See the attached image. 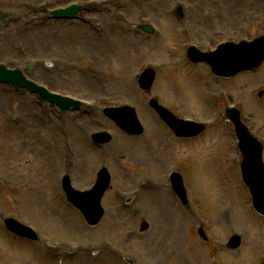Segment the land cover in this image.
Listing matches in <instances>:
<instances>
[{
    "label": "rangeland",
    "instance_id": "1",
    "mask_svg": "<svg viewBox=\"0 0 264 264\" xmlns=\"http://www.w3.org/2000/svg\"><path fill=\"white\" fill-rule=\"evenodd\" d=\"M71 1L76 0H0V9L10 13L9 20L0 24V65L19 67L52 90L90 104H100V97H106L103 103L109 105L130 104L147 131L140 138L115 136V143L91 151L87 144L91 133L120 131L103 114L107 105L92 114H88L92 104L63 114L41 104L35 95L0 84V264H82L87 259L81 256L68 263L61 252L51 255L43 248L49 239L55 240L54 245L76 242L75 250L97 247L91 264H129L125 257L132 258V264H261L264 218L252 219L241 212L251 205V196L239 182V173H234L238 166L233 162L239 164L240 158L233 151L236 141L226 106H239L253 135L264 143V96L259 97L264 91V64L257 72L224 80L215 77L207 64H188L183 53L190 43L209 50L221 41L264 35V0H120V9L95 3L88 8L92 25L48 21L37 10L40 2L53 7ZM178 4L184 8L183 21L174 15ZM141 21L156 24V37L136 33ZM158 54L165 58H154ZM30 60L35 61L34 69L27 68ZM149 66L156 69L157 80L152 92L144 94L137 78ZM150 97L177 116L207 124L198 140L186 147L181 163L175 145L190 142L177 138L166 125L155 130L158 116L148 106ZM28 108L37 111L38 122L26 115ZM69 142L76 149L70 159L66 154L73 156L74 149ZM63 159L73 167L74 182L81 189L89 188L92 171L106 166L111 172L112 187L103 200L105 219L96 228L80 224V214L65 202L59 185V175L66 171ZM92 159L96 161L90 165ZM180 166L193 212L174 195L173 200L167 196L171 186L165 172ZM146 175L155 185L141 184ZM165 184L164 199L142 194ZM206 206L222 210L211 214ZM8 216L36 227L41 241L27 243L8 234L3 226ZM143 220L149 223L146 232L139 230ZM200 221L208 242L196 233ZM235 232L242 235L243 244L231 251L227 243Z\"/></svg>",
    "mask_w": 264,
    "mask_h": 264
},
{
    "label": "water",
    "instance_id": "2",
    "mask_svg": "<svg viewBox=\"0 0 264 264\" xmlns=\"http://www.w3.org/2000/svg\"><path fill=\"white\" fill-rule=\"evenodd\" d=\"M260 47L263 49L261 50V54L258 55V59H254L253 55H255L254 49L252 46H240V47H234L229 44L223 46V51L220 53L218 58H208V60L211 62L213 66V70L221 75V76H230L235 74L236 72L246 69V68H253L257 66L263 59H264V38H261L259 41ZM226 46V47H225ZM122 124V122H120ZM175 128V127H174ZM177 131L179 129L175 128ZM245 145L247 149H249V152L247 153L246 165H260L259 158H260V152L258 149L252 150L248 146V142L245 140L244 142V152L246 153ZM259 170V166L256 167ZM248 172H252L251 169L247 170ZM74 194H77L76 192ZM86 195H89L88 193L82 194L81 196L86 198ZM99 193H93L89 198H86V201L89 202L87 205V209L89 211H93L94 207L91 205L92 203L96 202V199L99 197ZM259 203V201H256ZM93 222H96L94 220ZM10 225H14V223H10Z\"/></svg>",
    "mask_w": 264,
    "mask_h": 264
},
{
    "label": "bare ground",
    "instance_id": "3",
    "mask_svg": "<svg viewBox=\"0 0 264 264\" xmlns=\"http://www.w3.org/2000/svg\"><path fill=\"white\" fill-rule=\"evenodd\" d=\"M183 78H185L184 76L181 78V79H183ZM35 109H29V113H30V115H31V117H32V119L34 120V121H38V118L37 117H35ZM162 189H160L159 191H161ZM218 209V208H217ZM217 209L215 210V211H217ZM215 211H213V212H215ZM81 253H83V254H85V255H87L88 256V253L86 252V249H84Z\"/></svg>",
    "mask_w": 264,
    "mask_h": 264
}]
</instances>
